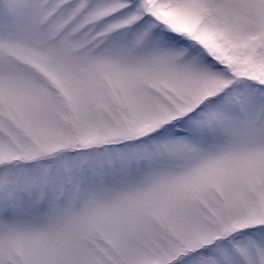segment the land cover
<instances>
[{
  "label": "snow or ice",
  "instance_id": "6c2138e0",
  "mask_svg": "<svg viewBox=\"0 0 264 264\" xmlns=\"http://www.w3.org/2000/svg\"><path fill=\"white\" fill-rule=\"evenodd\" d=\"M0 264H264V0H0Z\"/></svg>",
  "mask_w": 264,
  "mask_h": 264
}]
</instances>
